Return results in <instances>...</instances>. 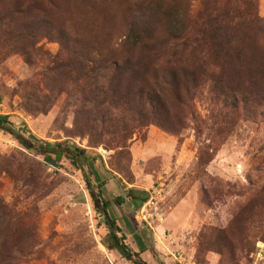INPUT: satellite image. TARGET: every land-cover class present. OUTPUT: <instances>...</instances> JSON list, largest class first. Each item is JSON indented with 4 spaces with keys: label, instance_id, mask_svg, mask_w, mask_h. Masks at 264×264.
Returning <instances> with one entry per match:
<instances>
[{
    "label": "rangeland",
    "instance_id": "374dc122",
    "mask_svg": "<svg viewBox=\"0 0 264 264\" xmlns=\"http://www.w3.org/2000/svg\"><path fill=\"white\" fill-rule=\"evenodd\" d=\"M12 1L0 2V254L13 255L2 264H133L111 242L91 194L99 184L116 234L148 264H255L264 249V0H21L52 20L47 36L39 11H27L30 37L14 29L21 17L6 16ZM133 33L141 43L123 44ZM86 46L140 55L153 85L184 68L188 91L176 98L163 86L165 107L139 113L111 91L99 106L88 101L91 82L111 87L83 74L90 63L73 50ZM18 136L84 149L87 160L50 163ZM130 189L148 192L140 208Z\"/></svg>",
    "mask_w": 264,
    "mask_h": 264
},
{
    "label": "trees",
    "instance_id": "16d2710c",
    "mask_svg": "<svg viewBox=\"0 0 264 264\" xmlns=\"http://www.w3.org/2000/svg\"><path fill=\"white\" fill-rule=\"evenodd\" d=\"M0 2H3V0H0ZM30 9L39 11L40 14L38 15L36 21L40 22L44 27H46L47 36L52 35L53 30L51 29V18L45 12H43V9H39L34 3L23 2L21 0H13L9 3L5 12L6 16L10 20H15V23L17 20L15 18L21 17V19H23V23L18 27H14V29H17L16 31L18 32L24 31L26 33H21L20 35L30 37L33 35V32L30 29L31 23L29 19L26 18V13ZM56 35L64 42H67V44L70 43V33L67 30L61 28L56 32ZM141 41L142 38L135 33L127 35L122 40L123 44H129L130 46L139 45ZM89 48L90 47L86 46V50L73 51L81 59L86 60L90 63V66L86 67V71L83 73L84 75H89V73H92L95 76L96 81H98V77H104L106 79V82L111 87L108 90H104L105 85H101L100 87L99 84L91 82L92 87L90 88V92L92 97L88 98V101L98 102L99 106H102L104 103L105 98L103 94L109 93V91H111L113 95L114 92L117 94V96H114L112 99H117L125 106V109H133V111L139 113L140 105L150 106L154 108L165 107V99L162 94V91H165L162 89L163 86L172 88L176 93V98L180 97L184 91H188L186 90L188 84V74H185L184 68H171V70L164 77H162L159 81H156L153 85L151 82L147 81V79L143 75L144 62L143 58L140 55L138 57L136 53H131L127 57L120 59L118 54H114L112 55V57H109L111 52L107 53L106 50L100 49L99 46H95L92 50H90ZM65 49L69 50V47H65ZM109 66H112L115 69V72H113L111 76H107L105 75V73L101 72L106 71ZM210 76L212 77V79H214L215 85H217V87L219 86L222 89L221 91L227 96L226 98H228V90L223 89L221 83L222 81L221 79H219L220 75L217 73H211ZM231 89L232 86H230V90ZM257 96L258 99L260 98L264 100V85L263 89L257 93ZM246 100L247 99H245V101ZM98 115H100L101 119H103V114L98 113ZM152 115L159 121H161L162 115H159L157 113V110H153ZM146 117L148 116L144 114L142 116V120ZM5 121L6 116L0 115V124H3ZM157 125L167 132L169 131L173 134L176 133V131L173 130L170 125L165 124L164 121H161V123L158 122ZM90 129L92 132H98L101 136L102 134H104V131L98 125H92ZM106 132L109 131L106 130ZM18 139L23 148L45 154L47 161L50 163L59 161L63 155H67L69 158H71L73 163L77 165L78 168H81V164L87 160L86 151L84 149L74 148L73 146H69L68 144H55L46 142L44 145H39L36 143V138L31 139L25 136H18ZM101 187L102 185L99 184L98 192L91 190V194L97 204L101 205L103 213L106 217L107 224L110 228V239L112 244L124 257H126L128 260L133 261V264H148L138 255V253L132 252L128 248V246L124 244L123 236L119 237L116 234V231H120V226H118L116 219L110 212L111 202L104 198V191ZM129 193L132 198H135V200H137V208H140L144 204V202L148 200L149 197L148 192L145 191H140L139 193H137L134 189H130ZM118 200L120 201L121 198H118ZM139 250L143 252L146 250V247H139ZM1 257L3 259H0V264H2V262H6L7 260L11 261L13 259V255L8 249L3 251Z\"/></svg>",
    "mask_w": 264,
    "mask_h": 264
},
{
    "label": "built area",
    "instance_id": "2783aa9c",
    "mask_svg": "<svg viewBox=\"0 0 264 264\" xmlns=\"http://www.w3.org/2000/svg\"><path fill=\"white\" fill-rule=\"evenodd\" d=\"M80 147H85V144H80ZM256 260L257 262L255 264H264V249L260 248L258 249V252L256 253ZM181 264H185L182 260L180 261Z\"/></svg>",
    "mask_w": 264,
    "mask_h": 264
},
{
    "label": "crops",
    "instance_id": "0c3cea01",
    "mask_svg": "<svg viewBox=\"0 0 264 264\" xmlns=\"http://www.w3.org/2000/svg\"><path fill=\"white\" fill-rule=\"evenodd\" d=\"M125 221L127 222L126 224H128V227H130L131 228V226H130V224H129V220L128 219H125ZM135 236V235H134ZM135 237H137L138 238V236H135ZM142 242H143V240H141ZM144 247H145V245H144Z\"/></svg>",
    "mask_w": 264,
    "mask_h": 264
}]
</instances>
